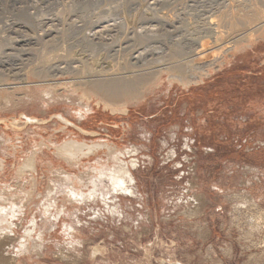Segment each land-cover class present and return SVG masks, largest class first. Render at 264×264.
Here are the masks:
<instances>
[{
  "label": "rangeland",
  "instance_id": "1",
  "mask_svg": "<svg viewBox=\"0 0 264 264\" xmlns=\"http://www.w3.org/2000/svg\"><path fill=\"white\" fill-rule=\"evenodd\" d=\"M263 1L0 0V205L18 211L0 264H264V30L196 54L224 20L264 15ZM176 47L184 59L167 62ZM80 62L163 72L111 107L73 87ZM172 62L183 74L166 70ZM72 141L102 147L69 162L59 149ZM110 149L125 153L134 194L72 201L66 177L80 188L83 174L118 165Z\"/></svg>",
  "mask_w": 264,
  "mask_h": 264
},
{
  "label": "bare ground",
  "instance_id": "2",
  "mask_svg": "<svg viewBox=\"0 0 264 264\" xmlns=\"http://www.w3.org/2000/svg\"><path fill=\"white\" fill-rule=\"evenodd\" d=\"M181 1V0H180ZM222 1V0H221ZM251 1V0H250ZM254 1V0H253ZM262 1V0H261ZM264 2V1H263ZM262 2V3H263ZM252 3V2H251ZM233 4V3H232ZM264 4V3H263ZM178 5V4H177ZM236 7V5H234ZM233 8V7H232ZM237 8V7H236ZM242 8V7H241ZM173 9V8H171ZM227 9V8H226ZM250 9V8H249ZM231 13L230 14H233L232 10H230ZM229 11V12H230ZM242 11V10H241ZM240 11V12H241ZM236 12V11H234ZM247 12V11H246ZM210 13V12H209ZM216 13V12H215ZM227 14V12H226ZM229 14V13H228ZM234 14H237L234 13ZM245 14V13H243ZM225 15V14H224ZM254 15V14H253ZM231 16V15H230ZM229 16V17H230ZM238 17V14L235 15V17ZM234 17V16H233ZM234 17V18H235ZM254 17H257L256 19L254 18L253 22H251L252 20H250V22L248 21V19H246V17H244V15L241 16L239 15L237 19V21H233L231 22L230 20V23L229 25L228 22H224L226 24V27H225V24H224V27L221 26L220 24L218 25L216 23V25H218L220 28L219 29V39L217 40L216 39H213L215 43H213V45H203L202 49L196 53V54H205L206 52L212 50V49H216L218 47H222L224 48L225 50L224 51H229L230 49L238 46L239 44H242V43H245V42H249L251 41L257 34H261L264 30V15H260L258 14L257 16H254ZM156 18V17H154ZM222 18V16H221ZM247 18H249L247 16ZM158 19V18H157ZM233 19V18H231ZM250 19H253V18H250ZM227 20V19H226ZM159 21V20H158ZM74 22V21H73ZM156 22V21H155ZM218 22V21H217ZM212 23L213 20H212ZM220 23V22H218ZM222 23V22H221ZM251 23V24H250ZM22 24V23H20ZM52 24V23H51ZM151 24V23H150ZM27 25V24H26ZM211 25V22L210 24ZM74 26V25H73ZM111 26V25H110ZM205 26V25H204ZM78 27V26H77ZM146 27V26H145ZM159 27V26H158ZM211 27V26H209ZM50 28V27H49ZM166 28V27H165ZM173 28V27H172ZM207 29H208V26H207ZM214 29V28H213ZM212 29V30H213ZM217 29V30H218ZM106 30V29H105ZM121 30V29H120ZM136 30V29H135ZM151 31V30H150ZM155 31V30H154ZM209 31V29H208ZM214 31H216V29H214ZM95 32V31H94ZM136 31H134L135 33ZM209 32H213V31H209ZM52 33V32H51ZM208 33V32H206ZM216 33V32H214ZM49 34V33H48ZM213 34V33H211ZM211 34H208L209 36ZM218 35V33H216ZM52 34H50L51 36ZM65 35V34H64ZM87 35V34H86ZM137 35V33H136ZM154 35V34H153ZM207 35V36H208ZM45 36V35H44ZM49 36V35H48ZM146 36V35H145ZM144 36V38H145ZM177 36V35H176ZM215 37H217L216 35H214ZM60 37V36H59ZM126 37V36H125ZM135 37V36H134ZM138 37V36H137ZM147 37V36H146ZM212 37V35H211ZM54 38V37H53ZM142 38L139 37L137 40H138V43L139 41H144L145 39L147 38ZM149 38V37H148ZM210 38V37H209ZM214 38V37H213ZM202 39V38H201ZM200 39V40H201ZM204 39V38H203ZM212 39V38H211ZM61 40V39H60ZM65 40V39H64ZM68 40V39H67ZM31 41V40H30ZM37 41V40H36ZM42 41V40H41ZM54 41V39L52 40ZM125 41V40H124ZM203 41V40H202ZM211 41V40H210ZM18 42V41H17ZM48 42V41H47ZM69 42V41H68ZM86 42V41H85ZM133 42V41H132ZM201 42V41H200ZM41 43V42H40ZM126 43V42H125ZM142 43V42H140ZM49 44V43H47ZM129 44V43H128ZM133 44V43H132ZM135 44V43H134ZM211 44V43H210ZM55 45V44H54ZM59 45V44H58ZM106 45V44H105ZM141 45V44H140ZM49 46V45H48ZM130 46V45H129ZM142 46V45H141ZM196 47V46H195ZM66 48V47H65ZM128 48V47H127ZM57 49V48H56ZM64 49V48H63ZM72 49V48H71ZM132 49V48H131ZM170 49V48H169ZM183 49H186L183 48ZM28 50V49H27ZM46 50V49H45ZM58 50V49H57ZM70 50V49H69ZM130 50V49H129ZM128 50V51H129ZM137 50V49H136ZM135 50V51H136ZM168 50V49H167ZM52 51V50H51ZM62 51V50H61ZM126 51V50H125ZM141 51V50H139ZM171 51V50H170ZM191 51V50H190ZM189 51V52H190ZM194 51V50H193ZM192 51V52H193ZM45 52V51H44ZM68 52V51H67ZM66 52V53H67ZM137 52V51H136ZM150 52V51H149ZM49 53V52H48ZM61 53V52H60ZM130 53V52H129ZM133 53V52H131ZM143 53V52H142ZM158 53V52H157ZM183 52L181 51V47L177 49V47L175 49L172 50V52L170 53V57H169V60L167 59V62L168 61H175L176 59L178 58H181L184 56V54H182ZM186 53V52H185ZM64 54V53H63ZM126 54V52H125ZM124 54V55H125ZM140 54V53H139ZM195 54V55H196ZM226 54V53H225ZM44 55V54H43ZM47 55V53H46ZM67 55V54H66ZM70 55V54H69ZM67 55V56H69ZM129 55V54H127ZM126 55V56H127ZM191 55V54H190ZM190 55H187L189 57H191ZM51 56V55H50ZM56 56V55H55ZM61 56V55H59ZM125 56V57H126ZM167 56V55H166ZM186 56V57H187ZM197 56V55H196ZM43 57V56H42ZM40 56V58L43 60ZM45 57V55H44ZM53 57V56H52ZM57 57V56H56ZM55 57V58H56ZM71 57V55L69 56ZM124 57V56H123ZM124 57V58H125ZM129 57V56H128ZM127 57V58H128ZM138 57V55H137ZM136 57V58H137ZM185 57V58H186ZM194 57V56H193ZM5 58V57H4ZM49 57L47 56V59ZM54 58V57H53ZM68 58V57H67ZM123 58V59H124ZM195 58V57H194ZM211 58V57H210ZM94 59V58H92ZM164 59V58H163ZM184 59V57L182 58ZM181 59V60H182ZM48 60H52V59H48ZM127 60V59H126ZM136 60V59H135ZM139 60V59H138ZM159 60V58H158ZM192 60V58L190 59ZM209 60V59H208ZM211 60V59H210ZM1 61V60H0ZM9 61V60H8ZM41 61V60H40ZM47 61V60H46ZM137 61V60H136ZM135 61V62H136ZM179 61V60H177ZM187 61H188V58H187ZM204 61V60H203ZM52 62V61H51ZM70 62V61H69ZM75 62V61H74ZM85 62V61H84ZM121 62V61H120ZM122 62H125V61H122ZM127 62V61H126ZM159 62V61H158ZM157 62V63H158ZM163 62V61H161ZM160 62V64H161ZM166 62V63H167ZM184 62V61H183ZM183 62H179V63H175V62H172L170 64V67L166 68V70L168 71H171V72H178L179 74H183V70H185V64ZM212 62V61H211ZM218 62V61H217ZM41 63V62H40ZM43 63V62H42ZM45 63H48L45 62ZM54 63V62H53ZM61 63V62H60ZM71 63V62H70ZM82 64V62H80ZM91 63V62H90ZM118 63V62H117ZM142 63H147V62H142ZM151 63V62H150ZM156 63V62H155ZM24 64V63H23ZM66 64V63H65ZM80 66L81 67H77L73 70V74L76 76V78L73 80L74 82H77L75 84H73L76 88L79 90V91H85L84 92V96L82 97L83 99H86V98H91V96H95V97H101L103 98V100H105V103L106 105H109L111 107H115L116 104H119V103H122L123 101H125L126 98H138V96L140 94H142L143 91H145L144 89L153 84L157 79L160 78V76L162 75L161 72H163V70L161 71H154V69L152 70L151 68L148 67V69H144L145 67L143 68H136V67H133L134 65L131 64L130 65V62L126 65H122V66H117L116 68H111L110 70H105L104 68H93V67H90L88 66L87 63H84ZM108 64V63H107ZM123 64V63H122ZM136 64V63H135ZM153 64V63H152ZM164 64V63H163ZM162 64V65H163ZM36 65V64H35ZM68 65V64H67ZM66 65V66H67ZM118 65V64H116ZM114 64V67L116 66ZM133 65V66H132ZM151 65V64H150ZM157 65V64H156ZM165 65V64H164ZM169 65V63H168ZM204 65V64H202ZM209 65V64H208ZM53 66V65H52ZM103 66V65H102ZM100 66V67H102ZM108 66V65H107ZM142 66V65H141ZM144 66V65H143ZM148 66V65H147ZM159 66V65H158ZM199 66V65H197ZM213 66V65H212ZM21 67V66H20ZM42 67V66H41ZM60 67V66H59ZM73 67V66H72ZM110 67V66H109ZM108 67V68H109ZM113 67V63H112V66ZM154 67V66H152ZM157 67V66H156ZM164 67V66H163ZM167 67V65H166ZM196 68V66H194ZM206 67V66H205ZM204 67V69H205ZM16 68V67H15ZM25 68V67H24ZM40 68V67H39ZM52 68V67H51ZM63 68V67H62ZM68 68V67H67ZM160 68V67H159ZM165 68V67H164ZM22 69V68H21ZM48 69V68H47ZM61 69V67H60ZM65 69V68H64ZM71 67H69V69H66V70H70ZM163 69V68H162ZM17 70V69H16ZM19 70V69H18ZM34 70V69H32ZM36 70V73L34 71V73L36 75L38 74H43V75H47L49 73V70L47 71L46 69H35ZM55 70V68H54ZM56 70H57V67H56ZM157 70V69H156ZM193 70V69H192ZM11 71V70H10ZM51 71V70H50ZM53 71V69H52ZM61 70L58 71V73L60 72ZM195 71V70H194ZM194 71H190V72H194ZM48 72V73H47ZM54 72V75L58 76L57 74H55V71ZM51 72V73H53ZM62 72H67V71H62ZM196 72V71H195ZM22 73V72H21ZM63 73V74H65ZM70 73V71H69ZM12 74V73H11ZM177 74V73H176ZM25 75V74H24ZM53 75V74H52ZM50 75V76H52ZM53 75V76H54ZM62 75V74H60ZM66 75V74H65ZM23 76V75H22ZM26 76V75H25ZM180 76V75H179ZM179 76L177 78H179ZM199 76V74L197 75ZM201 76V75H200ZM36 77V76H35ZM38 77V76H37ZM181 77V76H180ZM189 77V76H187ZM18 78V77H17ZM53 78V77H52ZM174 78V77H173ZM193 78V77H192ZM23 79V78H22ZM28 79V78H27ZM73 79V78H72ZM71 79V81H72ZM171 79V78H170ZM175 79V78H174ZM173 79V80H174ZM180 79V78H179ZM14 80V79H13ZM185 80V79H184ZM198 80V79H197ZM23 81V80H22ZM69 81V82H71ZM180 81V80H179ZM192 81V80H191ZM45 83V81H43ZM64 82V81H63ZM62 82V83H63ZM68 82V80H67ZM43 83V84H44ZM73 83V82H72ZM189 83V81H188ZM40 84V83H39ZM181 84V83H179ZM191 84V83H190ZM26 85V84H25ZM31 84H29L28 86H30ZM42 85V84H41ZM54 85V83H53ZM64 85V84H63ZM27 86V85H26ZM188 86V85H187ZM17 87V86H16ZM20 87V86H19ZM22 87V86H21ZM185 87V86H184ZM72 88V87H71ZM77 91H75L74 93H76ZM52 92H47V95L46 96H49L51 95ZM2 97V96H0ZM50 97V96H49ZM61 99V98H60ZM58 99V100H60ZM64 98H62L63 100ZM5 100V99H4ZM9 100V99H8ZM13 101V100H12ZM24 101V100H23ZM61 101V100H60ZM127 101V100H126ZM7 102V101H5ZM11 102V101H9ZM17 102V101H16ZM22 102V101H21ZM20 102V103H21ZM25 102V101H24ZM77 103V102H76ZM75 103V104H76ZM8 104V103H7ZM13 104V103H11ZM73 104V103H72ZM80 104V103H79ZM3 105V104H2ZM1 106V105H0ZM5 106V103L4 105ZM11 107V106H10ZM86 110L87 112L90 111V106H88L86 104ZM8 108V107H7ZM81 108V107H80ZM5 109H6V106H5ZM84 109V108H83ZM86 111H83V110H80L79 112V117L80 119L82 118H85L86 117ZM116 113V112H115ZM69 116V115H68ZM27 120L29 121H32L33 119L32 118H27ZM83 120V119H82ZM68 123L67 120H64ZM78 121V120H77ZM3 139V138H2ZM1 144V143H0ZM100 147H102V145L100 144H95L93 146H89L85 143H79V142H75V141H72V142H68V143H65L63 146H61V148L59 149V152L60 154H62L66 160H68L69 162L71 161H75L77 159H79V157L81 156H87L91 153H93L95 150L99 149ZM128 153H131V152H128ZM110 154H111V157H113V159L118 162V165H112L110 166L109 163H107L106 165H102L100 168H94L92 169V175L88 174L87 176H85V174H83V178H81L80 182H83V185L82 187H77L75 183H73L72 179L70 177H66V181L70 183V185H68V193H69V197L72 201H75V202H78V203H84V202H87V201H90L91 199H97L99 194L105 198L109 195L112 194V191L114 192H117V191H122V192H129L130 194H134V191L132 190V187H130V184L133 185L132 183L134 182V178L129 170V166L128 164H126L124 161H122L120 159V156L121 155H125V153H118L116 152V149H110ZM140 154V153H139ZM133 158V157H132ZM125 160V159H124ZM133 160V159H132ZM113 161V160H112ZM115 163V162H114ZM99 164V163H98ZM132 166H136V163L135 161H132L131 163ZM139 165V164H138ZM27 168H33L34 167V159H30L29 162L27 163L26 165ZM89 168V167H88ZM64 174V173H63ZM136 180V179H135ZM52 182V181H51ZM79 182V183H80ZM53 185H54V182H52ZM136 185V184H135ZM57 186V185H56ZM53 188V187H52ZM85 189H87L88 191H86ZM8 190V189H7ZM6 192V191H5ZM16 192V191H15ZM18 193V192H17ZM6 194V193H5ZM52 194V193H51ZM4 195V194H2ZM26 195V194H25ZM188 195V194H187ZM1 196V195H0ZM17 196V195H16ZM54 197V195H52ZM56 196V195H55ZM140 196V195H139ZM4 197V196H3ZM47 197V196H46ZM19 198V197H18ZM43 198V197H42ZM195 198V197H194ZM244 198V197H243ZM48 199V198H47ZM50 199V197H49ZM3 200V199H2ZM42 200V199H41ZM53 200V199H52ZM248 200V199H247ZM18 201V200H17ZM100 201V200H99ZM196 201H197V208H195V210H190L188 211L187 213L190 214V215H196V212L199 211L200 209V204L203 203L202 201V197L201 196H198L196 197ZM11 202V201H10ZM195 202V201H194ZM249 202V200H248ZM2 203H4L2 201ZM46 203V202H45ZM48 203V202H47ZM89 203V202H88ZM95 203V202H94ZM104 204H108V203H105L103 201ZM5 204H6V201H5ZM8 204V203H7ZM39 204V203H38ZM52 205V203H50ZM71 204V203H70ZM47 205V204H46ZM45 205V206H46ZM92 205V204H91ZM109 205V204H108ZM44 206V205H43ZM50 206V205H49ZM48 206V207H49ZM77 206V205H76ZM17 207V206H16ZM15 206H1L0 205V252L3 251V250H6V247H8V243L10 241H13L14 240V237L12 235V233H14V231L12 230V219H16V208ZM20 207V206H19ZM18 207V208H19ZM24 207V206H23ZM42 207V205H41ZM52 207V206H51ZM96 207V205H95ZM98 207V206H97ZM112 207H113V204H112ZM53 208V207H52ZM120 208V207H119ZM48 209V208H47ZM63 209V208H62ZM98 209V208H97ZM112 209V208H111ZM43 210V209H42ZM45 210V209H44ZM120 210V209H118ZM118 210L117 208H114V211L116 213H118ZM189 210V209H188ZM63 211V210H62ZM110 211V209H109ZM49 214V213H48ZM90 214V213H88ZM108 214V213H107ZM187 214V215H188ZM198 214V213H197ZM21 215V214H20ZM82 215V214H81ZM121 215V214H120ZM42 216V215H41ZM56 216V215H55ZM80 216V215H79ZM119 216V215H118ZM145 216V215H144ZM191 216V217H192ZM39 217V216H38ZM49 217V216H48ZM47 217V218H48ZM58 217V216H57ZM70 218V217H69ZM101 218V217H100ZM54 219V218H53ZM80 219V218H79ZM15 221V220H14ZM47 222V220H45ZM81 221V219H80ZM145 221V220H144ZM26 223V222H25ZM71 223V222H70ZM81 223V222H80ZM252 223V222H251ZM15 224V223H14ZM45 224V223H44ZM55 224V222H54ZM66 224V223H65ZM19 225V224H17ZM251 225V224H250ZM253 225V223H252ZM255 225V224H254ZM42 226V225H41ZM78 226V225H77ZM83 226V225H82ZM81 226V227H82ZM20 227V226H19ZM62 227V226H61ZM30 228V227H29ZM32 228V227H31ZM37 228V227H36ZM64 228V227H63ZM145 229V228H144ZM256 229V228H255ZM42 230V229H41ZM83 230V229H82ZM71 231V230H70ZM78 231V230H77ZM27 232V231H26ZM65 232V231H64ZM84 232V231H83ZM69 233V232H68ZM74 233V232H73ZM69 235V234H68ZM31 236V232L29 233V237ZM43 236H44V233H43ZM23 237V236H22ZM66 237V236H65ZM69 237V236H68ZM26 239V238H25ZM69 239V238H68ZM39 240V239H38ZM24 241V240H23ZM28 242V241H27ZM43 242V241H42ZM46 242V241H45ZM77 242V241H76ZM82 242V241H81ZM73 243V242H72ZM20 244V243H19ZM76 244V243H75ZM74 244V245H75ZM80 246H81V243H79ZM71 245V243H70ZM263 246V245H262ZM30 247V246H29ZM76 247V246H75ZM82 247V246H81ZM74 248V247H72ZM77 248V247H76ZM25 250L26 249V246L21 244V247H20V250ZM16 250V249H15ZM19 250V252H20ZM64 250V249H62ZM72 250V249H70ZM76 250V249H75ZM29 251V250H28ZM34 252H36L35 250H33ZM38 251V250H37ZM61 251V250H59ZM65 252V250H64ZM63 252V253H64ZM58 253V252H57ZM62 253V255H63ZM67 253V252H65ZM72 253V252H71ZM26 254V253H24ZM16 255V254H15ZM38 255V254H37ZM70 255V254H69ZM84 255V254H83ZM34 256V255H33ZM60 256V255H59ZM68 256V255H67ZM76 256V255H75ZM64 257V255L62 256ZM71 257V256H70ZM82 257V254L81 256ZM84 257V256H83ZM82 257V258H83ZM15 258V256H14ZM76 258V257H75ZM73 257V259H75ZM80 258V259H82ZM60 259V258H59ZM66 259V258H65ZM77 260V259H76ZM69 261V260H68ZM71 261V259H70ZM79 261V260H78ZM77 262V261H76ZM104 264V262H102Z\"/></svg>",
  "mask_w": 264,
  "mask_h": 264
}]
</instances>
